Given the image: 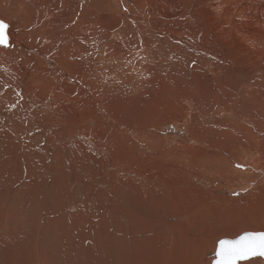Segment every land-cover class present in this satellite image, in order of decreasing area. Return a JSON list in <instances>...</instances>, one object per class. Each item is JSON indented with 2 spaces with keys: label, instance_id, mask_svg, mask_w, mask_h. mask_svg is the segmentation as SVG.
Instances as JSON below:
<instances>
[{
  "label": "bare ground",
  "instance_id": "6f19581e",
  "mask_svg": "<svg viewBox=\"0 0 264 264\" xmlns=\"http://www.w3.org/2000/svg\"><path fill=\"white\" fill-rule=\"evenodd\" d=\"M0 1L14 45L0 47V102L14 104L2 111L30 126L85 121L117 161L145 147L179 172L260 179L264 193V0ZM173 122L191 144L169 147L161 129Z\"/></svg>",
  "mask_w": 264,
  "mask_h": 264
},
{
  "label": "rangeland",
  "instance_id": "374dc122",
  "mask_svg": "<svg viewBox=\"0 0 264 264\" xmlns=\"http://www.w3.org/2000/svg\"><path fill=\"white\" fill-rule=\"evenodd\" d=\"M11 105L0 102L10 131L0 132V264H212L220 239L264 231L260 179L249 185L211 165L179 172L183 164L164 165L145 147L117 161L87 122L30 126V115L2 111ZM173 123L161 129L169 147L191 144L186 124ZM255 258L243 262L264 264Z\"/></svg>",
  "mask_w": 264,
  "mask_h": 264
},
{
  "label": "snow or ice",
  "instance_id": "6c2138e0",
  "mask_svg": "<svg viewBox=\"0 0 264 264\" xmlns=\"http://www.w3.org/2000/svg\"><path fill=\"white\" fill-rule=\"evenodd\" d=\"M13 46L9 25L0 20V47ZM254 257H264V231H248L234 239H220L212 264H240Z\"/></svg>",
  "mask_w": 264,
  "mask_h": 264
},
{
  "label": "water",
  "instance_id": "95a60500",
  "mask_svg": "<svg viewBox=\"0 0 264 264\" xmlns=\"http://www.w3.org/2000/svg\"><path fill=\"white\" fill-rule=\"evenodd\" d=\"M246 232H248V231H246ZM254 232H261V231H254ZM243 233H245V232H243ZM243 233H241V234H243ZM240 234V235H241ZM239 236V235H238ZM238 236H236V237H234V238H237ZM234 238H229V237H224V238H222V239H234ZM219 242V241H218ZM217 246H218V243H217ZM264 258V257H263Z\"/></svg>",
  "mask_w": 264,
  "mask_h": 264
}]
</instances>
